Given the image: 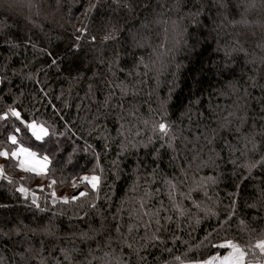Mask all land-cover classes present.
I'll list each match as a JSON object with an SVG mask.
<instances>
[{
	"label": "trees",
	"instance_id": "obj_1",
	"mask_svg": "<svg viewBox=\"0 0 264 264\" xmlns=\"http://www.w3.org/2000/svg\"><path fill=\"white\" fill-rule=\"evenodd\" d=\"M10 108L0 264H264V0H0Z\"/></svg>",
	"mask_w": 264,
	"mask_h": 264
},
{
	"label": "snow or ice",
	"instance_id": "obj_2",
	"mask_svg": "<svg viewBox=\"0 0 264 264\" xmlns=\"http://www.w3.org/2000/svg\"><path fill=\"white\" fill-rule=\"evenodd\" d=\"M8 115H10L12 117H15L17 120L21 119V114L19 112H17L16 110L11 109V108L8 110V113L5 114V116H0V119H5ZM35 128H36L35 124L26 125L25 128L23 129L24 138L21 139L19 141V143H23L24 140L30 139V137L27 136V130L28 129L34 130ZM154 130H158L159 132L164 133L165 135L167 134V126L164 123L158 124L157 128L154 129ZM21 131H22V129L20 127H17V128L14 129V133H20ZM41 131L44 132L45 135H47L46 130H44L42 128ZM33 135H35L34 131H33ZM42 138H43L42 136L36 135V139L37 140H40ZM8 140L11 141L12 145H17V143H18V139H17V135L16 134H13V135L9 136ZM21 153L27 154L28 156L33 157V158L36 156V153L33 152V151H30L27 147H20L17 150L11 151V156L12 157H16V156H18ZM8 155H9V153L7 151L0 152V156L7 157ZM47 159H48L47 157H44V162L45 163L41 166V168L39 170L37 168H35V167H32V168H26L25 171H32V172H37V174H42L44 168L46 167ZM84 179L87 180L88 178L85 177ZM92 181H93L92 187L95 188L97 186L96 182L98 181V177H92ZM19 190L21 192H26L27 191L24 188H21ZM81 195L83 196L84 193H81ZM35 202L36 201L33 200V203H35ZM64 202L65 203L68 202L67 198H65ZM181 214H183V213H181ZM157 223H158V221H157ZM151 238H153V239L155 238L154 234H153V237H151ZM217 247L218 248H224V247H234V248H236V246L233 245L231 242H228L227 244H219V245H217ZM256 247L259 248L261 252H264V240H262L260 243L256 244ZM236 250L238 252V258H237L235 264H244V258H245L247 250H240L239 248H237ZM215 259H217V258H213V260L206 261L205 264H213V261ZM220 264H232V262L230 261L229 257H224L223 260L220 261Z\"/></svg>",
	"mask_w": 264,
	"mask_h": 264
},
{
	"label": "rangeland",
	"instance_id": "obj_3",
	"mask_svg": "<svg viewBox=\"0 0 264 264\" xmlns=\"http://www.w3.org/2000/svg\"><path fill=\"white\" fill-rule=\"evenodd\" d=\"M41 129L42 128H40V127H36L33 131L35 132V134L41 135V134L44 133V132L41 131ZM17 157L19 159L18 165H19V167L22 170H25L26 168H32V167H35V168H37L39 170L41 168V166L45 163L42 159H39L36 156L33 158V157H30V156H28L27 154H24V153L19 154ZM3 163H4V160L1 159L0 160V169L3 166ZM45 168H44V170H45ZM44 170H43V172H44ZM28 172H32V171H28ZM34 173H37V172H34ZM85 177L88 178L86 181L89 182L90 185H92V183H93L92 178L90 176H85ZM85 177H83V179ZM44 184H46V183H44ZM47 185L49 187V191L52 194L51 197L53 198V196L55 195L54 188L52 187V184L51 183H48ZM58 193L61 194V195H58L61 198H65L67 196V190H65V189H61L60 191H58ZM33 196L36 197L37 194H33L32 197ZM55 197H56V195H55ZM249 260H252V259H249ZM256 261H259V263L262 264V261L261 260H259V259L257 260L256 259Z\"/></svg>",
	"mask_w": 264,
	"mask_h": 264
},
{
	"label": "crops",
	"instance_id": "obj_4",
	"mask_svg": "<svg viewBox=\"0 0 264 264\" xmlns=\"http://www.w3.org/2000/svg\"><path fill=\"white\" fill-rule=\"evenodd\" d=\"M236 249L237 248H234V247H228L227 251L224 254L214 255V256L206 259L205 261L191 262V263L182 262V263H177V264H205L206 261L213 260V258H217L213 261V264H220V261L223 260L224 257H229L232 264H235V262L238 258V252ZM244 264H260V263L258 261L246 260L244 258Z\"/></svg>",
	"mask_w": 264,
	"mask_h": 264
}]
</instances>
